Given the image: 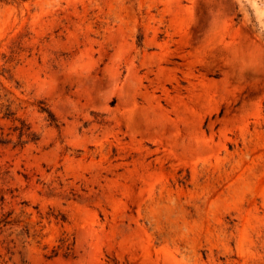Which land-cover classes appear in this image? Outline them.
I'll use <instances>...</instances> for the list:
<instances>
[{
    "label": "rangeland",
    "instance_id": "rangeland-1",
    "mask_svg": "<svg viewBox=\"0 0 264 264\" xmlns=\"http://www.w3.org/2000/svg\"><path fill=\"white\" fill-rule=\"evenodd\" d=\"M0 264H264V0H0Z\"/></svg>",
    "mask_w": 264,
    "mask_h": 264
},
{
    "label": "trees",
    "instance_id": "trees-1",
    "mask_svg": "<svg viewBox=\"0 0 264 264\" xmlns=\"http://www.w3.org/2000/svg\"><path fill=\"white\" fill-rule=\"evenodd\" d=\"M5 1H19V0H5ZM12 115H14V113L10 112V110L8 109V112L5 114L6 117H11ZM51 118L54 120L53 116L50 114Z\"/></svg>",
    "mask_w": 264,
    "mask_h": 264
}]
</instances>
